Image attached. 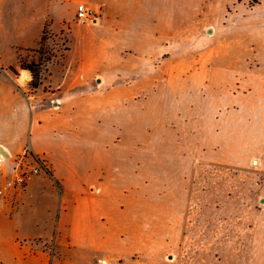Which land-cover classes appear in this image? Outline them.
Instances as JSON below:
<instances>
[{
	"label": "rangeland",
	"instance_id": "374dc122",
	"mask_svg": "<svg viewBox=\"0 0 264 264\" xmlns=\"http://www.w3.org/2000/svg\"><path fill=\"white\" fill-rule=\"evenodd\" d=\"M31 5L34 9L29 11L19 0H3L0 5V23L7 31L0 33V62L15 63L5 70L34 94L33 76L25 67L40 63V86L51 73L49 84L63 83L65 96L71 98L64 109L67 117L88 118L93 125L106 118L117 123L122 135L116 147L97 152L74 136L67 138L64 148L78 159L81 154H97L92 158L93 177L102 178L103 187L96 193L104 215L83 204L73 225L75 246H66L60 237L44 241L50 251L61 255L65 264H264V124L257 121L255 94L240 110L232 95L240 89L234 66L231 70L217 66L209 78L175 75V61L190 65L193 55L211 45L217 58L224 49L239 60V47L224 44L230 39H262L264 0H167L169 27L174 33L176 29L187 33L185 43L169 47L166 56L173 60L166 67L169 75L162 77L152 68L130 78L119 77L127 62L120 53L128 44L120 37L121 45L111 52L114 71L103 73L107 84L125 90L132 99L129 105L119 106L122 98L117 92L110 99L119 108L104 112L102 105L110 101L96 95L97 91L91 96L87 86L71 85L80 63L86 79L103 55L104 46L88 30L96 19L80 24L74 18L72 31L68 22L53 27L46 19L42 45L21 49L31 42L44 15L70 19L73 12L65 4L48 0ZM175 8L185 13H170ZM23 13L29 14L27 35L20 29ZM245 86V92L256 90L255 83ZM72 106L77 107L73 114ZM26 149L33 158L22 160ZM107 159L117 162L119 170H104L100 176L98 165ZM19 160L30 165L38 161L42 170L23 187L0 196V233L8 230L7 215L17 210L20 238L48 232L50 225L53 232H61L56 237L63 235L65 192L43 158L24 148L7 166V175L0 173V183L15 174ZM63 173L70 185L84 176L83 172ZM30 183L35 190L28 193Z\"/></svg>",
	"mask_w": 264,
	"mask_h": 264
},
{
	"label": "crops",
	"instance_id": "0c3cea01",
	"mask_svg": "<svg viewBox=\"0 0 264 264\" xmlns=\"http://www.w3.org/2000/svg\"><path fill=\"white\" fill-rule=\"evenodd\" d=\"M19 1L20 6L29 8L28 11L30 8L34 9L31 3L33 4L35 0ZM52 1L73 8L71 18L60 17L56 20L49 13L44 15L37 32L31 34V42L20 48L29 49L38 45L46 19L51 21L53 27H57L63 21L68 22L71 25L70 31H72L78 4L95 10L97 12L96 20L88 30L95 32L96 40L104 46V52L86 79L85 67L80 63L71 85L87 86L90 89L89 92H92L91 96L98 95L103 100L110 101L109 105L106 104L105 107L102 105V112L119 108L110 99L111 95L117 92L122 98L119 106L121 104L129 105V100L132 99L125 90L114 89V85L107 84V74L103 73L114 71L111 65L114 56L111 52L121 45L120 37L128 40V44L123 45V50L120 53L125 61L127 59L124 69L118 74L124 79L143 71H150L152 68L154 71H159L162 77H166L169 75L166 67L173 62L171 56H166L169 47H176L178 44L186 42V31L176 29V33H174L168 25L167 0H128L127 10L122 9L123 4L127 5V0H48V2ZM2 2L3 0H0V5ZM251 10L253 9L251 8ZM170 13L179 15L184 14L185 10L175 8ZM22 18L20 29L23 35H27L29 33L26 29L29 14L23 13ZM173 21L176 22L175 19ZM5 32H7L5 25L0 23L1 35ZM261 35L262 39L254 42L241 38L230 39L224 44V47H239V60L231 52L226 54L227 50L224 49V54H218L217 58L215 47L211 45L206 50L193 55L190 65L186 64L187 66H185L184 61H175V75L181 78L184 76L186 78H209L214 74L217 66L225 70H231L234 66L235 68L232 70L239 78L238 87L240 89L232 93L233 99L239 102L240 110H243L249 97L255 94L257 121L264 124V30ZM126 48H129L127 52H125ZM14 64L4 65L0 62V67H4L3 70H0V173H3V176L7 175L8 167L12 165L24 148H28L34 155L43 158L48 171L59 181V185L65 192L62 195V206L67 225L64 228L66 232L61 236L57 235L56 237V234H61V232L57 233V230L53 232L54 226L50 225L48 232L20 238L18 211L15 210L13 213L12 210V214L7 215L8 230L0 233V264H65L61 255L57 252L52 253L44 241L61 237V240L66 241V246L74 247L76 232L73 225L76 214L81 213L85 208L83 204L86 203L94 213L101 217L104 213L103 205L98 201L100 194L96 193L103 187L102 178L93 177V170H95L93 159L97 154H81L78 159L75 152L67 151L66 147L64 148V143L69 140L67 138L74 136L76 141L90 144L96 149V152L98 148L109 150L111 146L116 147V142L122 136L121 130L117 123L106 118L93 125L88 118L78 120L67 117L64 109L68 102L72 103L71 98L67 99L65 96L66 90L63 89V83H58L55 86L49 84L50 80L48 82V79L51 78V73L34 94H29L27 90L20 87L19 77L5 70ZM253 79L255 82H252ZM93 81L95 83H92ZM251 83H255V92L253 89L245 92L243 88ZM95 91L98 94L94 95ZM76 108V106L71 107V114ZM103 115H107V113H103ZM39 141H43V145H40ZM114 155V152H111V157ZM98 168L100 173L97 174L100 176L104 174V170L107 172L114 168L119 170L118 163H110L108 159L98 165ZM63 170L69 175L76 176L83 172L84 176L80 177L77 183L73 182L70 185L67 183V177L63 175ZM33 185L32 183L28 185V193L35 190ZM47 212L49 211L47 210Z\"/></svg>",
	"mask_w": 264,
	"mask_h": 264
},
{
	"label": "built area",
	"instance_id": "2783aa9c",
	"mask_svg": "<svg viewBox=\"0 0 264 264\" xmlns=\"http://www.w3.org/2000/svg\"><path fill=\"white\" fill-rule=\"evenodd\" d=\"M96 19V14L93 10L87 8L83 4L77 7L76 11V20L80 24H86L89 22H93ZM29 157L33 158L30 153L26 150L22 153V160ZM25 162V161H24ZM42 164L35 161L34 165L25 164L21 160L17 163V168L14 170L15 174L5 179L2 183H0V196H7L14 190H17L24 186L27 182L28 178L34 175H37L42 170Z\"/></svg>",
	"mask_w": 264,
	"mask_h": 264
},
{
	"label": "trees",
	"instance_id": "16d2710c",
	"mask_svg": "<svg viewBox=\"0 0 264 264\" xmlns=\"http://www.w3.org/2000/svg\"><path fill=\"white\" fill-rule=\"evenodd\" d=\"M43 41H44V36L41 37L39 45H42ZM40 67H41V64L35 63V62H30L25 67L27 70H29L31 72V74L33 76V80L30 83V86L33 88V90L38 89L40 84H41L40 76H39V74L41 72ZM10 69L13 70L12 67H10Z\"/></svg>",
	"mask_w": 264,
	"mask_h": 264
},
{
	"label": "water",
	"instance_id": "95a60500",
	"mask_svg": "<svg viewBox=\"0 0 264 264\" xmlns=\"http://www.w3.org/2000/svg\"><path fill=\"white\" fill-rule=\"evenodd\" d=\"M209 32H211V30H209ZM3 154V153H2ZM262 202H264V200H262Z\"/></svg>",
	"mask_w": 264,
	"mask_h": 264
}]
</instances>
